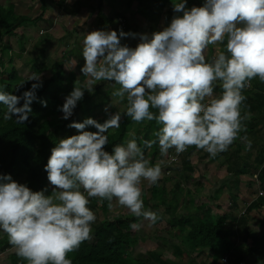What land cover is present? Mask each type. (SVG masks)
Returning <instances> with one entry per match:
<instances>
[{
  "label": "clouds",
  "instance_id": "clouds-1",
  "mask_svg": "<svg viewBox=\"0 0 264 264\" xmlns=\"http://www.w3.org/2000/svg\"><path fill=\"white\" fill-rule=\"evenodd\" d=\"M187 5L188 0L171 3L170 22L151 34L121 28L84 36L80 71L87 85L109 82L115 89L112 95L127 108L123 114H110L103 124L90 117L67 124L78 134L60 139L50 149L43 168L48 185L42 190L33 191L10 174H0V233L27 264H73L68 254L92 238L97 220L88 206L91 198L107 201L110 210L115 200L142 218L129 225L133 231H140L143 221L154 226L160 217L145 209L141 184H158L162 161L150 166L144 149L158 145L166 157L171 149L178 156L194 146L210 159L228 151L237 139L251 149L252 142L240 136L246 131L244 121L251 118L242 110L247 99L243 93L253 79L264 83V0ZM127 38H138L139 43L135 48L122 44ZM220 44L225 50L207 60L208 47ZM29 81L35 83L19 96L0 89L4 121H28L43 87L39 73L33 72ZM217 84L221 91L215 95ZM86 91L93 89L74 86L64 97L57 109L61 119L74 115ZM38 102L47 107L46 101ZM122 116L137 124L155 121L156 139L142 140L141 146L133 136L106 151L109 130L120 127ZM49 189L51 194L46 195Z\"/></svg>",
  "mask_w": 264,
  "mask_h": 264
},
{
  "label": "rangeland",
  "instance_id": "rangeland-1",
  "mask_svg": "<svg viewBox=\"0 0 264 264\" xmlns=\"http://www.w3.org/2000/svg\"><path fill=\"white\" fill-rule=\"evenodd\" d=\"M80 1L43 0L45 5L42 8L41 0H0L1 8L7 10L12 6L17 17L27 19V22L15 30L13 35L1 38L6 49L4 50L0 45V58L3 66L7 67L6 70L13 67L21 79H29L33 72L39 73L44 84L55 74L54 64L60 61L63 55H69L65 62V69L75 75L77 79L75 86L92 88L93 91L91 93L85 92L83 100L78 103L74 115L69 120L61 119L62 113H60L53 117L54 121L58 124L63 122L69 124L73 121L82 122L90 117L103 124L110 114L115 112L123 114L127 105L126 102H121L112 95L115 89L111 87L109 82L101 81L87 85V78L80 71L84 65L82 58L84 36L96 30L119 31L121 28L126 33L125 29L141 34L160 31L165 27L163 23L164 12L176 0H155L156 3L163 5L162 10H159L152 0L145 4L139 3L141 0H137L138 3L134 4L132 9H129L125 4L126 0H100L103 4L102 13L106 18L115 22L113 27L98 24L96 6L99 0ZM193 1L194 6L197 7L204 3V0ZM187 6L192 7L189 2ZM147 7L150 11L147 10ZM118 19L124 21V28L118 24ZM121 43L135 48L139 39L127 38ZM222 49L221 44L210 45L205 53L206 59L210 60ZM41 65H44L46 69L38 71L37 67ZM33 82L35 83V81ZM259 84L260 86L264 85L261 82ZM218 86L219 84L214 88L215 95L219 94ZM62 101L64 102V99ZM106 107L107 112L105 111ZM257 117V113L251 114V118L257 119ZM251 118L246 120L245 128L250 127ZM257 121L250 134L246 136L252 142L250 150H246L245 142L237 139L228 151L210 159L206 152L197 150L193 146L187 150V155L185 153L181 157V163L178 161V165L171 170L168 177L165 176L167 160L175 152L174 149L169 150L166 157L160 155L159 146L157 149L153 146L147 151L146 158L150 161V166L162 161L163 176L157 185H149L147 181L142 182V199L145 201V209L156 212L160 219L154 226H148V222L143 221L144 227L136 232L134 237L136 243L133 244L130 253H128L132 259L143 261L146 264H159L155 258L157 259V255H161L160 260L163 263L188 264L185 252L180 257L173 253V245H178L187 232L183 235L176 232V226H174L175 223L172 224L171 215L185 217L198 208L208 207L212 217H225L227 223L239 221L245 225V232L243 225H241V231L238 229L236 236L231 237L236 248L232 256H227L230 264H238L237 256L242 257V264H264V256L255 242V239L264 232V207L253 208L251 211L249 209L250 205L260 203L262 197L257 198L259 192L264 193V184L260 183L258 179L259 170L262 166L256 170H251L250 173L244 172L239 173V175L234 173L235 165H238L239 169L242 170V165L237 161L239 157H244L251 163L259 161L258 155L261 154L264 161V120ZM147 123L148 121L133 124L127 132L124 143L134 136L139 144L137 137L140 133L146 132ZM115 130L110 129L108 135L114 133ZM72 131L74 134L77 133L75 129ZM67 137V131L61 132L58 140ZM154 152L156 156L151 163ZM185 159L189 161L191 170L184 167L183 161ZM185 176L190 177L191 181H188ZM155 186L159 190L161 188L165 190L166 205L154 206L160 201V197L151 198V190ZM94 199L98 200V198ZM112 203L111 210L108 207L111 214L129 212L126 208L118 205L115 200ZM99 205L92 210L97 217L92 228L104 218ZM141 221L142 218L139 222ZM2 235L4 234L0 233V236ZM250 248L256 250L251 253L247 250ZM10 254H15L14 248L0 251V263H3ZM211 255L212 252L208 250L197 249L192 255V259L194 264L211 263L213 259L208 257ZM220 255L219 264L224 257L222 252Z\"/></svg>",
  "mask_w": 264,
  "mask_h": 264
},
{
  "label": "trees",
  "instance_id": "trees-1",
  "mask_svg": "<svg viewBox=\"0 0 264 264\" xmlns=\"http://www.w3.org/2000/svg\"><path fill=\"white\" fill-rule=\"evenodd\" d=\"M133 1L131 0L130 4ZM188 2L191 6H194L193 0H188ZM41 4L44 8L43 0H41ZM156 6L159 10L163 9V5L160 3H156ZM100 10L101 5H99L97 12L98 24L113 27L115 22L106 18ZM173 15L170 6L163 15L165 27ZM157 18L159 20L158 16ZM26 22L27 19L17 17L14 14L12 6L7 10L0 7V45L4 50L6 46L3 45L1 38L13 35L14 31ZM125 30L130 32L129 29ZM221 47L224 51L225 45L221 44ZM68 58L69 55H63L60 61L54 64L55 74L37 92L38 101H46L47 107H42L38 101L33 102L31 105L32 113H29V119L24 124H17L12 120L4 121L2 117L5 109L0 107V174H10L15 181L22 184L26 183L33 191H40L48 185L47 174L43 171V168L50 156V149L59 141L58 137L61 132L67 131L68 137L78 134H74L72 129L67 128L66 122L58 124L53 118L61 113L57 109L63 105L62 100L73 90L77 81L75 75L65 69V62ZM0 67V89L6 92L19 96L34 83L33 81L26 82L28 79H21L13 67L6 70L7 67L3 66L1 58ZM2 68L4 69L2 70ZM44 69H46L44 65L37 67L38 71ZM259 82L258 79H253L251 81L252 87L245 89L243 93L247 99L243 102L242 110L251 114L257 113L258 117L257 119L251 118L250 127H247L245 132L240 133L241 137L250 134L252 128L258 122L257 120H264V85L260 86ZM22 84H24L23 87L17 90V87ZM217 91H221L220 86H218ZM120 123V127L114 133L108 135V144L105 146L106 151L110 152L116 144L124 143L128 130L136 122L125 116L122 117ZM245 125H247L246 121H244ZM146 129V132L140 133L137 137L141 146L142 140L156 139L154 133L159 131L155 121H148ZM87 130L96 131L95 128ZM150 132L152 133L150 134ZM154 146L157 149L158 145ZM148 150L144 149L145 156ZM155 154L154 152L151 157V163L156 156ZM258 159L259 161L250 163L246 158L239 157L237 161L242 165V170L239 169L238 165H235L234 173L237 175L244 172L250 173L251 170H256L262 166L259 170L258 179L260 183L264 184V161L261 154L258 155ZM183 165L191 170L187 159L183 161ZM185 178L191 181L190 177L185 176ZM151 193V198L160 197L159 204H154L155 207H159L160 204L166 205V195L163 188L159 190L155 186L152 188ZM49 194H51V189L46 193V195ZM98 205L104 215L103 220L92 228V238L83 242L78 250L69 253L67 258L71 259L73 264H146L143 261L132 259L128 255L133 244L136 243L134 238L136 231H133L129 225L133 222H139L141 218L133 216L130 212L111 214L108 211V202H101L99 199L91 198L88 206L93 210ZM260 206L264 207V196L260 198V203L250 205L249 209L251 211L253 208H260ZM210 212L208 207H202L185 217L171 215L172 224L175 223L174 226H176V232L182 235L187 232L178 245H173V253L175 256L180 257L185 252L188 264H194L192 255L195 254L197 249L212 252V255L208 257L212 258L213 262H204L203 264H219L220 252L223 253L224 257L225 255L226 257L228 255L232 256L234 253L236 247L231 237L236 236L238 229L241 231V225H243V231L245 230L243 223L239 221L227 223L225 217H212ZM255 242L264 256V232L259 238L255 239ZM7 248L13 247L9 245L8 237L4 234L0 236V251H5ZM247 250L252 253L256 249L250 248ZM161 257V255H157L155 260L159 264H167L161 262ZM236 258L238 264L242 262L241 256ZM0 264H27V262L16 254H10Z\"/></svg>",
  "mask_w": 264,
  "mask_h": 264
},
{
  "label": "built area",
  "instance_id": "built-area-1",
  "mask_svg": "<svg viewBox=\"0 0 264 264\" xmlns=\"http://www.w3.org/2000/svg\"><path fill=\"white\" fill-rule=\"evenodd\" d=\"M117 22H118V24H120L123 28L125 27V25H124V21H123L122 19H118ZM189 148H191V147H189ZM189 148H188L187 150H189ZM187 150H186L185 152L179 154L178 156H177V154L174 152V153L171 155V157L167 160V165H166L167 168H166V170H165V171H166V175H165L166 177L170 176V174H171V170L176 168L175 166L178 165V161L181 163V157L187 152ZM180 165H181V164H180ZM263 196H264V193L259 192V194L257 195V198H260V197H263ZM222 260L225 261L226 264H230V263H229V258H227L226 256L223 257Z\"/></svg>",
  "mask_w": 264,
  "mask_h": 264
},
{
  "label": "crops",
  "instance_id": "crops-1",
  "mask_svg": "<svg viewBox=\"0 0 264 264\" xmlns=\"http://www.w3.org/2000/svg\"><path fill=\"white\" fill-rule=\"evenodd\" d=\"M82 1V0H81ZM80 1V2H81ZM143 1H145V2H143ZM152 1H154L155 3L157 2V1H155V0H152ZM79 2V3H80ZM143 3V4H145V3H148V2H151L150 0H141L139 3ZM131 3V0H126V2H125V4L129 7V9H132V8H134V4H137L138 2H137V0H134L133 2H132V4H130ZM99 5H101V9H102V6H103V4H102V2L99 0V1H97V6H96V9H97V12H98V7H99ZM147 10H149L150 11V9L147 7ZM100 12L102 13V11L100 10ZM135 12H137V13H139L138 11H135ZM103 14V13H102ZM141 14V13H140ZM104 15V14H103ZM97 16V15H96ZM105 16V15H104Z\"/></svg>",
  "mask_w": 264,
  "mask_h": 264
}]
</instances>
